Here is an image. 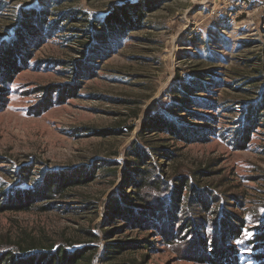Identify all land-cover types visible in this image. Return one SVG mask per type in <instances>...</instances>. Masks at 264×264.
<instances>
[{"label": "rangeland", "instance_id": "obj_1", "mask_svg": "<svg viewBox=\"0 0 264 264\" xmlns=\"http://www.w3.org/2000/svg\"><path fill=\"white\" fill-rule=\"evenodd\" d=\"M136 1L0 0V49L21 35L31 50L29 65L7 84L0 105V188L16 187L28 165L30 186L46 170L93 174L46 210L0 211V251L90 243L99 246L94 264H106L102 231L112 225L105 222V203L121 183L127 148L139 139L147 115L171 109L177 83L211 73L210 90L201 95L213 105L197 108L204 116L183 108L171 113L203 132L202 139L174 140L166 131L146 139L175 150L169 172L211 171L199 177L202 184L245 223L241 237L225 245L233 247V264H264L256 241L264 229V0H153L141 22L120 38L93 35L109 14ZM32 15L39 28L27 30L28 36L18 30ZM75 64L87 68L86 75H76ZM259 101L254 108L263 120L247 145H238L233 135L239 121ZM161 160L167 168L168 159ZM213 229L208 224L210 236ZM147 235L128 229L115 239ZM183 242H156L151 250L125 254L121 263L147 255L146 264H213L189 258Z\"/></svg>", "mask_w": 264, "mask_h": 264}, {"label": "trees", "instance_id": "obj_2", "mask_svg": "<svg viewBox=\"0 0 264 264\" xmlns=\"http://www.w3.org/2000/svg\"><path fill=\"white\" fill-rule=\"evenodd\" d=\"M152 3L153 0H138L121 6L109 14L105 22L100 23L93 35L111 41L120 38L121 34L141 22L145 16V8L151 7ZM33 20L40 22V19L37 21L33 15L25 17L18 31L24 30L26 35H31L27 30L39 28L33 26ZM20 36H16L0 49L2 106L8 94L7 84L17 72L29 65L31 50L21 41ZM80 65L75 64L72 69L76 75H86L87 68L83 71ZM214 77L211 73H195L189 76L187 81L177 83L171 90L174 94L171 109L157 111L145 117L138 132L139 139L134 140L127 148V165L121 183L105 203V222L114 227L102 231L106 241L104 263L146 264L147 255H142L141 258L127 257L122 263L121 258L140 249L151 250L156 242L176 244L178 241H184L187 256L191 259L209 260L213 264H233V247L225 245L241 237L245 223L241 216L223 207L227 201L224 197L202 184L199 177L208 175L211 171L206 167L187 173L179 171V167H171L172 172H169V162L177 158L175 150L163 144L156 145L154 140L146 139L151 133L166 131L174 140H201L203 132L199 133L195 126H183L171 113L183 108L195 117L204 116L197 108H210L213 105V102L201 94L210 90V79ZM48 91L51 93V89ZM259 104L261 101L253 104L240 119V128L233 135L238 145H247L252 136L251 129L256 128L263 120L259 110L254 108ZM188 106L194 109H189ZM208 117L210 116L207 115ZM162 157L168 159L167 168L161 162ZM104 166L105 164H102L100 168ZM32 172L31 165L23 167L16 187L12 190L0 188V211H29L34 208L46 210L53 204V200L66 194L70 186L85 184L93 176L91 173H74L64 169L46 170L42 178L30 186ZM111 172L116 174L117 170ZM39 202L45 204L39 205ZM89 206L88 208H91ZM117 223L122 225L118 226ZM208 224L213 225L212 236L207 231ZM128 229L138 230L140 233L148 232V235L141 239H115L117 234ZM86 232L97 239L91 229ZM153 234L159 238L157 241L150 239ZM256 241L262 242L257 248H264V229L257 235ZM98 247L90 243H83L80 247L16 246L13 250L0 251V264H94ZM263 254L264 251L261 255L264 256Z\"/></svg>", "mask_w": 264, "mask_h": 264}]
</instances>
